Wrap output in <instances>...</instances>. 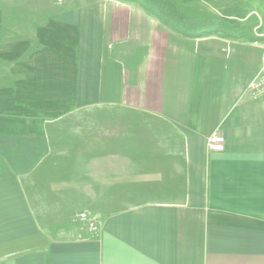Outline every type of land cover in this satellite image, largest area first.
Listing matches in <instances>:
<instances>
[{"label": "crops", "instance_id": "0c3cea01", "mask_svg": "<svg viewBox=\"0 0 264 264\" xmlns=\"http://www.w3.org/2000/svg\"><path fill=\"white\" fill-rule=\"evenodd\" d=\"M144 12L0 17V264H264V39Z\"/></svg>", "mask_w": 264, "mask_h": 264}, {"label": "rangeland", "instance_id": "374dc122", "mask_svg": "<svg viewBox=\"0 0 264 264\" xmlns=\"http://www.w3.org/2000/svg\"><path fill=\"white\" fill-rule=\"evenodd\" d=\"M246 1L250 2L254 10L248 11L242 17L238 15V11L242 10ZM142 3L135 0H0V17L5 28L4 33L9 39L21 35L19 32L28 34L32 25L46 20L48 14L70 8L141 9L153 20V22H149L150 24L158 28L160 24L169 26L162 21V17H158V13L162 16L163 12H169L163 9L165 8L164 3H156L153 0H144ZM263 3V0H171L170 4L173 6V8L170 7L171 13L180 14L181 16L175 15V18L171 17L168 23L175 25V27H172V31L178 29L188 32L192 30L189 26L190 23L197 24L200 22L206 25H203L202 28H211L213 24L212 22L209 23V20H212L213 16H217L221 23L228 24L229 27L236 29L238 33L241 29L236 28V25L243 23L250 28L245 29L246 31H240L242 34H248L249 31H252V34L260 39H264V32L260 33V25L262 23L260 10H262ZM186 22H188V25H186ZM194 33L199 35V30L196 29Z\"/></svg>", "mask_w": 264, "mask_h": 264}, {"label": "trees", "instance_id": "16d2710c", "mask_svg": "<svg viewBox=\"0 0 264 264\" xmlns=\"http://www.w3.org/2000/svg\"><path fill=\"white\" fill-rule=\"evenodd\" d=\"M135 1L136 2H139V3H142L144 0H135ZM153 1L156 2V3H164L165 4V8H163V9L164 10H168L169 12H167V13H164L163 12L162 16L159 15V13H158V17H160V18L162 17L161 18L162 21L165 22V23H167L171 27H173V26L175 27V25L169 24L168 21H169V19H171V17L175 18V15L176 16H179V17L181 15L180 14H173V13H171L172 10H171L170 7L173 8V6L170 4L171 0H153ZM263 2H264V0H263ZM142 5H144V7L147 8V6L144 3H142ZM253 10L254 9L250 5V2H247L246 1L244 3V7L242 8V10H239L238 11L239 12L238 15H241L243 17V16H245L248 13V11H253ZM260 12H261V16H262V23L260 25V33H263L264 32V5L262 6V10H260ZM212 18H213L212 20H209V23L212 22V24H213V26L211 28H202L203 25H205V24L200 23V22L197 23V24L190 23L189 26H190V28L192 30L191 31H188V32H193V31H196V29H197V30H199V33L198 34H200V35L215 33V34L222 35L224 37H231V38L238 39V40H243V41H256V40H260V38H258L256 35L252 34V31H249L248 34H246V33L242 34V32H240V31L245 30L247 28H250L249 26L244 25L243 23H238V25H236V28L238 27L239 29H241V30H239V33H238V31H236V29H233V27H229L228 24L225 25V24L221 23V21L218 19L217 16H213ZM183 21H185V20H183ZM186 25H188V22H186ZM178 26H181V25H178ZM177 28H179V27H177Z\"/></svg>", "mask_w": 264, "mask_h": 264}, {"label": "built area", "instance_id": "2783aa9c", "mask_svg": "<svg viewBox=\"0 0 264 264\" xmlns=\"http://www.w3.org/2000/svg\"><path fill=\"white\" fill-rule=\"evenodd\" d=\"M247 93L251 99H256L264 94V55L263 66L260 73L247 85ZM208 146L211 150L221 151L224 148L223 137L219 135H211L208 138ZM80 217L86 222V227L89 230L95 228V222L86 212L80 214Z\"/></svg>", "mask_w": 264, "mask_h": 264}]
</instances>
